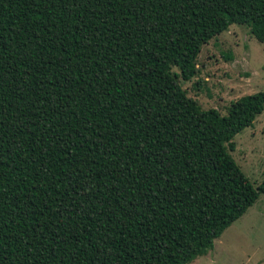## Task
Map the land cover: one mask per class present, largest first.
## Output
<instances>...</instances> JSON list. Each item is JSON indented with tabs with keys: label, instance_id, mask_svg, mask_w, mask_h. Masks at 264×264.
<instances>
[{
	"label": "trees",
	"instance_id": "16d2710c",
	"mask_svg": "<svg viewBox=\"0 0 264 264\" xmlns=\"http://www.w3.org/2000/svg\"><path fill=\"white\" fill-rule=\"evenodd\" d=\"M231 25L263 43L264 0H0V264L211 250L264 193L228 153L264 91L221 115L179 84Z\"/></svg>",
	"mask_w": 264,
	"mask_h": 264
},
{
	"label": "rangeland",
	"instance_id": "374dc122",
	"mask_svg": "<svg viewBox=\"0 0 264 264\" xmlns=\"http://www.w3.org/2000/svg\"><path fill=\"white\" fill-rule=\"evenodd\" d=\"M179 84L201 109L225 115L232 101L264 91V42L231 25L201 47L194 77ZM263 141L264 110L232 138L228 151L254 188L264 180ZM189 264H264V193L223 230L211 250Z\"/></svg>",
	"mask_w": 264,
	"mask_h": 264
}]
</instances>
